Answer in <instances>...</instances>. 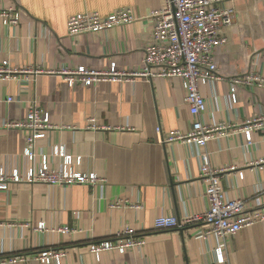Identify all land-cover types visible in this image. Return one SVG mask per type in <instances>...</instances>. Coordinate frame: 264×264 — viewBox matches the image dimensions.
I'll list each match as a JSON object with an SVG mask.
<instances>
[{
    "label": "crops",
    "instance_id": "obj_1",
    "mask_svg": "<svg viewBox=\"0 0 264 264\" xmlns=\"http://www.w3.org/2000/svg\"><path fill=\"white\" fill-rule=\"evenodd\" d=\"M163 5L164 0H0V9L19 17L16 27L0 19V65L40 71L0 80V169L24 177L44 160L62 168L69 158L73 173L99 180L63 186L9 183L0 191L1 259L23 255L26 261L15 264H40L33 254L63 250L67 256L61 264H264V221L224 244L199 237L205 225L154 229L158 217L182 219L208 209L202 155L223 171L226 198L242 200L247 212L264 211V123L251 132L249 143L242 131L247 122L264 117V86L239 85L235 103L228 95L232 79L264 78V0L223 5L232 9L233 22L221 29L225 42L213 54L218 79L200 88L205 110L199 121L225 129L204 148L158 142L157 129L164 137L187 134L194 122L179 79L71 87L62 74L79 67L105 72L112 65L119 72L139 71L144 48L156 44L150 15ZM119 9H130L137 19L106 32L67 35L71 16L107 17ZM34 104L48 115L52 129L34 143L31 160L24 155L29 131L5 123H23ZM126 226L143 235L142 248L98 257L90 252L91 244L112 239ZM61 227L75 233L61 234Z\"/></svg>",
    "mask_w": 264,
    "mask_h": 264
},
{
    "label": "built area",
    "instance_id": "obj_2",
    "mask_svg": "<svg viewBox=\"0 0 264 264\" xmlns=\"http://www.w3.org/2000/svg\"><path fill=\"white\" fill-rule=\"evenodd\" d=\"M235 0H164L163 7L150 15L152 22L153 40L156 44L148 45L143 50L141 68L135 72H119L112 65L108 71L97 72L79 67L76 70H64L66 82L72 87L75 85L88 86L100 81L123 82L136 78H145L147 81L155 79H179L185 92L184 101L194 119L187 134L170 133L164 137L157 129L158 142L161 145L181 143L204 148L206 143L220 135L225 127L212 128L199 121L205 110V100L200 88L218 79L217 66L214 62L215 48L225 42L220 31L232 25V9H224L223 5ZM2 25L16 27L19 17L12 9H0ZM137 18L130 9H119L107 17L98 14L81 13L71 16L67 21V35L77 36L86 33L106 32L134 22ZM39 70H13L7 63L0 65V80H11L18 75L38 74ZM264 86V78L248 75L244 78L232 79L229 87V97L233 103L237 101V87L239 85ZM12 102V98L7 100ZM264 117L254 122H247L243 128L246 141L251 140V132L259 131L263 127ZM6 127H15L29 131L25 139L24 155L34 158V143L43 138L46 131L52 129L48 115L34 104L28 111L23 123H5ZM56 155L62 157V152L56 150ZM71 159L66 158L62 168L49 167L44 160L38 167L30 169L22 177L16 171L6 174L0 169V191H5L9 183L46 184V185H74L93 184L99 181L94 175L88 177L73 173L70 168ZM223 171L214 169L207 155H202L200 177L206 186L205 196L208 209L201 213L188 215L182 219L174 217H158L154 220V229L157 231L182 230L188 227L205 225L206 231H199L198 236L206 239L213 237L220 243L235 236L244 228L264 221V211L247 212L245 204L240 199L226 198L220 186V175ZM116 205H118L116 203ZM44 230L43 226L38 227ZM61 234L75 233L68 227L57 230ZM145 245L143 235L134 229L123 227L110 240H104L90 245V252L96 257L102 252L116 251L120 254L128 250L140 249ZM215 252L222 259V248L217 247ZM67 256L63 250H44L31 257L40 264H61ZM26 258L14 256L0 258V264L24 263Z\"/></svg>",
    "mask_w": 264,
    "mask_h": 264
}]
</instances>
